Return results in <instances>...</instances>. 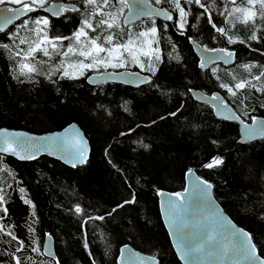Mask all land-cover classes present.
<instances>
[{"label":"trees","instance_id":"trees-1","mask_svg":"<svg viewBox=\"0 0 264 264\" xmlns=\"http://www.w3.org/2000/svg\"><path fill=\"white\" fill-rule=\"evenodd\" d=\"M151 1L171 11L177 10L179 15L174 0L171 3L161 0L160 4ZM201 3L207 8L216 6L208 0ZM180 5L188 13L184 28H179V32L173 27L164 28L162 36L158 31L153 42L159 40L160 48L155 42L156 49L140 43L138 33L148 32L150 25L142 28L131 25L127 29L120 16L115 21L120 27L104 32L105 36L115 33L114 44L127 43L130 33L133 43L129 49L150 51L138 53L135 60L126 59L123 67L104 69L101 64L80 69L78 61L90 63V58L79 56L78 51L68 57L53 55L51 59L37 51L36 59L47 61L38 65L45 74L33 73L32 79H28L19 75L18 62L23 53L14 59L13 56L17 45L25 51L30 44L34 47L39 42L36 33L20 29L19 36L25 38V44H20L18 38L15 41L9 38L13 30L0 33V43L11 46V52L0 48V127L43 133L75 122L90 145L87 161L76 167L47 156L19 161L0 155V169H3L0 189L4 190V206L8 209L0 223L24 241L23 250L16 252L17 241L0 232V264H16L15 257L20 258L21 264H117L119 249L124 244L155 256L158 264H180L161 220L157 191L183 189L185 172L189 169L211 183L214 198L237 225L250 233L264 258V138L238 142V125L217 118L210 106L195 101L189 92L195 88L208 94L221 93L243 121L264 117V77L260 81L252 78L264 71V18L260 15V5H248L246 0L232 4L234 7L228 3L229 10L237 6L252 8L256 15L251 19L242 12L234 14L238 19L226 15L225 29L236 42L230 44L225 37L212 42L214 46L235 51L234 63L229 66L215 63L207 69L198 66L189 42L192 39L210 47L205 10L195 3L186 4L185 0H180ZM82 8L84 17L87 10L83 3ZM100 18H94V27L95 20ZM62 27L67 31L70 25L66 23ZM102 28L95 33L86 30L88 37L95 36ZM253 32L257 39H249ZM47 35L51 38L72 34ZM146 37L148 42L152 41L150 32L143 38ZM81 42L79 45L73 42L74 48L87 51L90 47L87 38L81 37ZM68 44L69 41H63L65 48ZM42 47L52 52L50 44ZM127 51L122 49L121 54L127 56ZM149 59L152 70L148 68ZM61 60L77 78L61 79L64 68L51 80L47 78L49 70ZM25 62L35 63L31 57ZM243 65L255 67L249 71ZM121 69L145 73L150 81L135 87L115 82L97 85L86 82L90 73ZM240 80L250 81L256 87L246 85L236 90L233 86ZM221 83L233 87L236 95L221 88ZM213 157H219L222 164L204 167ZM20 188H24L23 194ZM25 199L31 203L25 204ZM133 199L134 203H124ZM121 204L123 207H118ZM76 206L81 208L80 213L75 212ZM46 234L53 239L54 260L43 253ZM33 247L40 251H32Z\"/></svg>","mask_w":264,"mask_h":264},{"label":"water","instance_id":"water-1","mask_svg":"<svg viewBox=\"0 0 264 264\" xmlns=\"http://www.w3.org/2000/svg\"><path fill=\"white\" fill-rule=\"evenodd\" d=\"M61 5H64L66 8L71 7L70 5L52 3L48 6V12L58 10ZM20 6H12L10 4L1 5L0 23H3L4 15H11V13H5L4 9ZM157 10L168 12L165 8H159V6L153 4L151 0H143V2L142 0H128L127 12L123 16L122 24L127 26L138 18L150 16L166 20L163 15L156 14ZM141 12L146 14L140 15L139 13ZM17 21V19H14L13 23L8 25L6 30ZM189 42L194 54L198 58V66L201 69H207L215 63H220L223 66H229L234 63L235 52L231 49L226 48L234 53L233 58L227 61V57L224 53L206 50L209 48L202 46L192 39H190ZM202 62L204 67H201ZM133 73L137 75H132ZM149 81V75L130 69L105 70L90 73L86 76V82L89 85L115 82L135 87ZM189 92L195 101L210 106L217 118L234 122L238 125V142L244 143L264 138L263 116H255L251 121L246 122L237 115L233 107L221 93L214 91L208 94L195 88L190 89ZM214 95L218 96V99L213 100L212 97ZM12 133L19 134L8 136V138L13 141V147H16L17 151H20L22 146L24 154L33 153L35 159L40 156H47L67 166L73 167V164L76 166L85 164L89 157V141L83 130L75 122H71L59 130L43 133L2 126L0 127V149L4 147L3 141L5 136ZM73 137H77L79 140L83 141V143H73ZM78 148L83 149V157L76 154ZM0 155L9 156L19 161L34 160L20 159L12 153L2 151H0ZM200 181L207 180L199 176L194 170L189 169L185 172V184L183 189L177 191H157L158 209L161 220L179 263L260 264V260H264V258L260 256L257 248L256 251L259 259L254 261L245 260L242 256L238 255H229L227 257L219 255V250L221 248L230 247L233 244L239 243V240L233 236V233H237L239 230H243L249 235L250 233L237 225L214 198L211 183L207 181V183L211 185L210 188H207L204 184L200 183ZM197 186L199 187V191L196 190ZM176 193H179L180 196L177 197ZM209 236L213 237V239L209 240ZM240 239L243 238L241 237ZM251 241L254 244L252 238ZM197 246L204 248L206 251H212L214 254L201 255L200 253L189 251V254L185 256L186 250L194 249ZM42 249L46 257L53 260L55 259L53 239L49 234L45 235ZM122 249L123 253L121 252ZM152 258H154V260ZM116 262L117 264H158V259L155 256L148 255L133 248L129 244H124L119 249Z\"/></svg>","mask_w":264,"mask_h":264},{"label":"snow or ice","instance_id":"snow-or-ice-1","mask_svg":"<svg viewBox=\"0 0 264 264\" xmlns=\"http://www.w3.org/2000/svg\"><path fill=\"white\" fill-rule=\"evenodd\" d=\"M81 2L83 3L84 8L87 11L83 19L80 21L79 27L75 31H73L71 36H55L51 38L48 37L47 32L44 31V28L41 27V25L47 26L49 24V19L47 17H37L36 19L32 20L31 23L33 27L31 29H29L28 20L22 21V23L17 26V30L10 35L9 37L10 39H13L15 41V39L18 38L20 44H25L26 42L25 38H22L19 36V30L26 29V30L35 32L37 35V40L39 41L35 43L34 47L31 46L30 44L26 51L23 49H19L18 45L16 46L18 50L15 52L13 59L16 56H21V54L23 53L22 60L18 62L20 76H27L28 79H32L31 74L33 73L37 75L45 74L42 68L39 67L38 65L45 64L47 63V61L37 60L35 56V53L37 51L42 52L44 57H49L50 59L52 58L53 55L68 57L70 53L75 54L78 51L79 56L84 57L85 59L90 58V63H85L84 60L78 61V67L80 69H85V68L92 69L101 64L104 65V67L106 68L109 66L113 68L124 66V62L120 59V56L114 55V54L118 53L119 50L122 48L126 51L129 49V45L133 43L131 39V34L130 33L128 34L129 39L127 43L116 42L114 44L113 38H114L115 33H110L105 36L104 32L110 29H113L114 27H117V28L120 27V25L116 24L115 21L119 19L120 13L123 11V9L128 7V0H81ZM169 2L171 3L173 2V0H169ZM244 2L245 0H241V3H244ZM246 2L248 5H252V6H255L258 3L260 5V15L262 18H264V0H246ZM4 3H5V0H0V4H4ZM11 3L21 5V6L16 7V8L4 9L5 13H11V15H4L3 23H0V33H5L7 26L12 24L14 19L19 20L21 19L22 16L35 12L38 9H43L46 12L49 11V8L45 7L47 0H11ZM155 3L160 4L161 0H155ZM185 3L186 4L195 3L199 7L203 8L205 12L208 11V8L206 7L204 3H201V0H185ZM229 3L236 4V0H229ZM174 6L176 9H179V17H180V19L176 23L178 24L179 28L183 29L184 24L186 23L185 18L188 15V13L185 11L183 7H181L180 0H174ZM104 8H112V9H115V11L105 12L103 11ZM64 11H79V9H77L75 5H72L71 8H66L64 5H61L59 8V11L53 10L52 14L58 16ZM241 12L245 14L247 19H251L253 16L256 15V13L252 11V8L241 9L239 7L233 8L231 10L225 7L224 12H222L221 15H224L225 13H227V16H231L234 19H238V17H235L234 14L241 13ZM139 14L144 15L146 13L141 12ZM156 14L163 15L166 20H173V16L163 10H157ZM97 16H100L102 18L95 20V27H94L93 20ZM104 17H107V18H104ZM208 22L212 23V18L210 14L208 16ZM245 22H247V20H245ZM104 25H106L107 27L102 28V26ZM166 27L167 25H165V28ZM98 28H102V30L99 33H97L95 36L88 37V31L86 30H90L91 32L95 33L97 32ZM212 28H214L215 31L218 32L221 36L227 38L228 43L231 44V43L236 42V40L232 36L228 35V32L226 31L224 27H217L215 23H212ZM41 32L44 33L43 37L40 36ZM149 32L155 38L158 32V29L153 24L152 26H150L148 32H140L138 33V36L139 37L146 36L149 34ZM81 37H86L87 43L90 45L87 51L82 50L80 48H74L73 46V42H75L77 45L82 43ZM249 39H257L255 32H253V34L249 37ZM65 40L69 41V44L66 46V48L63 45V41ZM56 41H59L60 44L58 45ZM98 41L100 43H98ZM154 42L157 43V45L159 44V40H155ZM240 42L244 43V41H240ZM45 43L51 45L52 52H50L47 47H42V45ZM104 45H112V47L106 48ZM58 47L64 48V50L57 51ZM0 48H3L11 52V46L9 44L0 43ZM206 50L224 53L225 56L227 57V61H230L234 56V53L232 51H229L226 48L206 49ZM153 51H156V50H153ZM100 53H107V55L101 56ZM128 54L129 56L132 57L133 60L136 59L135 55L131 51H129ZM29 57H31L32 60L35 61V63H31V64L26 63L25 61H27ZM159 58H160L159 55H157L156 59H159ZM176 58L178 59V57ZM113 60H116L117 62L113 63ZM201 67H204L203 62L201 63ZM243 67L250 71L252 67H255V65H243ZM61 68H64V71L61 73V76H60L61 79L65 77L77 78V77L72 76L68 72L67 68H65V62L63 60H61L60 63L54 69L49 70V73L47 74V78L51 80L53 75H55L57 72H60ZM148 68L149 70H152V64H151L150 59L148 63ZM24 69H27V72H25ZM215 71L216 70L213 69V73H215ZM132 75H137V74L133 73ZM261 77H264V71H261L259 75L253 76L252 78L256 81H260ZM15 78L18 79L19 76ZM217 79H220V77H217ZM233 79L235 80L236 77L233 76ZM246 85H249L251 87H256V85L251 84V82L247 80H240L236 82L233 87L236 90H240V89L245 88ZM220 87L226 88L228 92L232 94L233 96L236 95L235 91H233V87H229L228 84L221 83ZM256 90L261 91L260 88H256ZM212 99L216 100L218 99V96L214 95ZM172 115H175V113H172ZM15 135H19V134L12 133V134H7L5 136L4 141H3L4 147L0 149V151L6 152V153H12L18 156L20 159H35V155L33 153L24 154V150L22 146H21L20 151H17V148L13 147V141L10 140L8 136H15ZM73 143L82 144L83 141L79 140L77 137H73ZM76 154L80 157H83L84 156L83 149L78 148ZM222 162L223 161L219 157H213L209 163L204 165V167L213 168V167L219 166L220 164H222ZM75 166L76 165L73 164V167ZM2 170L3 169H0V171ZM200 183L204 184L207 188L211 187V185L208 184L207 181H200ZM196 190L199 191L198 186ZM19 191L22 194L25 192L24 188H20ZM176 196L179 197L180 194L176 193ZM134 202L135 201L133 199V200L125 201L124 203L127 204V203H134ZM5 203H6V198H5L4 190L0 189V220H2L8 213L7 207L4 206ZM24 203L29 204L31 203V201L25 199ZM118 207H123V204L118 205ZM113 211H115V209H113ZM75 212L80 213L81 208L79 206H76ZM96 219L102 220L103 217H96ZM30 230L34 231V229H30ZM0 232L10 236L13 241H17V243L19 244V247L16 248V252H20L23 250L24 241L19 240L18 237L15 236L10 230H7L6 226L2 223H0ZM233 236H235L239 240V243L233 244L230 247L221 248L219 250V255H221L222 257H227L229 255H238V256H242L245 260H248V261H254V260L259 259V257L257 256L256 246L255 244L252 243L251 236L247 232H244L243 230H239V232L233 233ZM241 237L243 239H240ZM211 239H213V237L209 236V240ZM35 243L36 241L33 240V244ZM85 246L87 247V244H85ZM32 251L39 252L40 249L38 247H33ZM189 251L200 253L201 255H205V254L213 255L214 254L212 251H206L204 248L197 246L194 249L186 250L185 256L189 254ZM121 252L123 253V249L121 250ZM13 256L15 257V253H13ZM15 259H16V264H21V260L19 257H15ZM152 259L154 260V258ZM93 264H95V262H93ZM260 264H264V260H260Z\"/></svg>","mask_w":264,"mask_h":264},{"label":"flooded vegetation","instance_id":"flooded-vegetation-1","mask_svg":"<svg viewBox=\"0 0 264 264\" xmlns=\"http://www.w3.org/2000/svg\"><path fill=\"white\" fill-rule=\"evenodd\" d=\"M208 1L214 2L216 6L208 5L210 7H208V11L205 12V14H206L205 20H206V24H207V27L209 30V35H211V39H210V44H209L210 47H206V46H204V47L209 48V49L224 48V47L214 46V44L212 42V41H214L216 43V39H218V38L224 39L223 36H221L218 32H216L214 28H212V23H215L217 27H224L225 28L227 13H225L224 15H221V13L224 12L225 7L229 8L228 7L229 0H208ZM240 1L241 0H236V3L240 2ZM52 3L65 4V5H70V6L75 5V7L77 9H79V11H64L60 15L57 16V15H53L52 12H48V11L46 12L43 9H38L35 12L29 13L24 18L19 19L17 22H15L6 31H10V30L16 31L17 26L20 25L22 23V21H24V20L29 21V25H30V29H31L33 27L32 23H31L32 20L36 19L37 17H47L49 19V24L47 26L41 25V27L44 28V31H46L47 34H52V35L72 34L73 31H75L79 27V23L83 19V8H82L81 0H47L45 7L48 8V6ZM4 4H10L12 6H20V5L11 3V0H5ZM1 5H3V4H0V6ZM230 5L233 7L235 6V5H232L231 3H230ZM159 8H165L169 13H171L173 16V20H163V19L156 18L153 16L143 17V18H138L134 22L128 24L127 27H129V28H127V29H131V25H134L136 28H142L145 25L151 26V23H153V21H157L158 24L157 25L154 24V25L157 27V29L159 31V36H162V31L165 30L164 29L165 25H167L166 28L173 27L176 30L175 32H179L180 29L176 25V22L178 21V17H179L177 10L171 11L170 9H167L166 7L160 6V5H159ZM56 11H59V9ZM126 12H127V8L123 9V11L120 14L121 23H122L123 16L126 14ZM209 14L211 15L212 23L208 22ZM72 21H75V22L73 23ZM66 23L70 25V28H68L67 31L63 30L64 28L62 27V25L66 24ZM172 23H173V25H172ZM40 34H44V33L41 32ZM150 38H152V41L148 42V44H147V42H144L145 40L143 39V37H141L140 38L141 45L143 47L150 46L151 48L156 49L157 46L153 42V36L151 33H150ZM213 39H215V40H213ZM160 42H161V40H160ZM158 47L160 48V43L158 44ZM197 60H198V58H197Z\"/></svg>","mask_w":264,"mask_h":264},{"label":"rangeland","instance_id":"rangeland-1","mask_svg":"<svg viewBox=\"0 0 264 264\" xmlns=\"http://www.w3.org/2000/svg\"><path fill=\"white\" fill-rule=\"evenodd\" d=\"M144 37V36H143ZM146 38H147V40H146ZM144 40V42H148L149 41V37H146ZM123 49V48H122ZM122 49H120L119 50V52L118 53H115L114 55H118V56H120V59L122 60V61H125L126 59L127 60H131L132 59V57L131 56H129V51H131L134 55H135V57L137 56V54L138 53H141V52H146V53H149L150 51H146V50H137V49H129L128 51H127V56H124V55H121V53H122ZM100 55H101V53H100ZM105 55H107V53L106 54H104L103 56H105ZM117 61L116 60H113V63H116ZM101 67L102 68H104V69H106V67H104V65H101ZM107 68H110V66L109 67H107ZM112 68V67H111ZM103 71H105V70H103Z\"/></svg>","mask_w":264,"mask_h":264}]
</instances>
